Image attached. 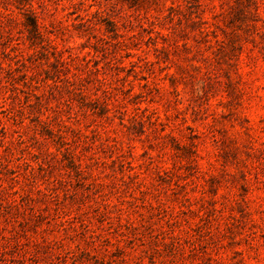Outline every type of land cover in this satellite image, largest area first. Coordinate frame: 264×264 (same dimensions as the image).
Returning <instances> with one entry per match:
<instances>
[{
	"label": "rangeland",
	"instance_id": "1",
	"mask_svg": "<svg viewBox=\"0 0 264 264\" xmlns=\"http://www.w3.org/2000/svg\"><path fill=\"white\" fill-rule=\"evenodd\" d=\"M20 224L87 264H264V0H0Z\"/></svg>",
	"mask_w": 264,
	"mask_h": 264
},
{
	"label": "trees",
	"instance_id": "2",
	"mask_svg": "<svg viewBox=\"0 0 264 264\" xmlns=\"http://www.w3.org/2000/svg\"><path fill=\"white\" fill-rule=\"evenodd\" d=\"M29 36L40 35L36 17H27ZM87 21L80 25L91 27ZM108 30H114L113 21H108ZM87 253L79 247L72 248L65 237L55 234L50 227L38 229L34 225H22L18 228H0V264H87Z\"/></svg>",
	"mask_w": 264,
	"mask_h": 264
}]
</instances>
